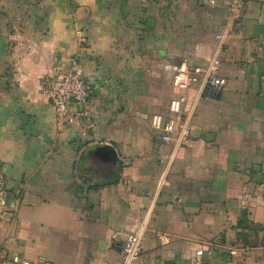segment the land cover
I'll use <instances>...</instances> for the list:
<instances>
[{
  "label": "crops",
  "instance_id": "0c3cea01",
  "mask_svg": "<svg viewBox=\"0 0 264 264\" xmlns=\"http://www.w3.org/2000/svg\"><path fill=\"white\" fill-rule=\"evenodd\" d=\"M215 1L0 0V262L121 264L137 231V264L264 262V0L236 25ZM183 62L227 86L175 89L164 69ZM70 71L95 96L59 127L43 85Z\"/></svg>",
  "mask_w": 264,
  "mask_h": 264
},
{
  "label": "built area",
  "instance_id": "2783aa9c",
  "mask_svg": "<svg viewBox=\"0 0 264 264\" xmlns=\"http://www.w3.org/2000/svg\"><path fill=\"white\" fill-rule=\"evenodd\" d=\"M210 5H217L215 0H207ZM245 0H229L227 2L228 21L231 25L241 22L245 8ZM216 39L222 40L223 35H217ZM165 72L171 79V84L175 89L186 91L193 85L204 84L205 89L212 93H219L227 86V80L216 75L211 69L200 66L189 67L186 62L179 65H166ZM95 87L92 83L86 81L76 71L66 72L57 78H50L45 81L43 91L50 100L59 127L68 124H75L77 116L70 111V105L87 106L95 96ZM188 98L179 97L171 101L169 111L172 114L179 115L182 112L183 105ZM151 129L161 132L162 140L166 143L174 141L175 123L171 119L165 118L161 114H154L150 120ZM187 132H185V135ZM7 196V186L4 176L0 173V216L6 208L5 199ZM143 250V239L140 232L126 236L123 249L121 264H137ZM244 250H250L245 248ZM233 257L236 252H231ZM203 256V251L197 252V257ZM0 264H27L14 258L11 261H2ZM194 264H202L197 260Z\"/></svg>",
  "mask_w": 264,
  "mask_h": 264
},
{
  "label": "trees",
  "instance_id": "16d2710c",
  "mask_svg": "<svg viewBox=\"0 0 264 264\" xmlns=\"http://www.w3.org/2000/svg\"><path fill=\"white\" fill-rule=\"evenodd\" d=\"M237 228L241 229L242 231L247 230V231H252V234L257 236L259 232L262 229H251V227L248 226V221L246 217L242 218L241 220L238 221ZM250 238L249 235L247 234H239V240L242 242L244 248H248L250 250L257 248L261 242L258 241L256 238Z\"/></svg>",
  "mask_w": 264,
  "mask_h": 264
},
{
  "label": "rangeland",
  "instance_id": "374dc122",
  "mask_svg": "<svg viewBox=\"0 0 264 264\" xmlns=\"http://www.w3.org/2000/svg\"><path fill=\"white\" fill-rule=\"evenodd\" d=\"M259 264V263H258ZM260 264H264V262L263 263H260Z\"/></svg>",
  "mask_w": 264,
  "mask_h": 264
}]
</instances>
